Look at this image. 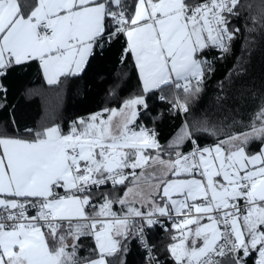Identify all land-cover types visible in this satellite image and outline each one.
<instances>
[{
  "label": "crops",
  "instance_id": "crops-1",
  "mask_svg": "<svg viewBox=\"0 0 264 264\" xmlns=\"http://www.w3.org/2000/svg\"><path fill=\"white\" fill-rule=\"evenodd\" d=\"M121 1L36 0L29 15L22 16L17 0H0V72L9 66L33 61L40 64L46 83L56 82L65 73H80L96 43L101 44L107 37L108 17L121 12L117 11ZM183 6V0L136 2L132 17L135 25L125 30V36L144 91L166 84L177 89L175 83L184 84L202 72L196 52L213 39L212 36L210 40L208 38L210 31L205 21L184 20ZM44 20L54 30L51 38L41 36L32 29L33 25ZM129 112L130 118L126 120L125 114ZM98 115L92 114L90 121L80 128V158H68L63 142L67 133H61L56 126L44 129L43 136L37 139L1 138L0 205L12 202L15 197H48L46 209L68 220L134 212L180 213L188 209L204 213L208 210L202 198L206 188L218 207L225 206L233 198L264 199V154H258L254 160H246L239 190L220 195V185L211 186L214 198L204 172V180L197 176H176L171 159L142 150L135 151V159L130 161L140 163L136 167L130 166L129 172H123L115 179L131 180L120 199L121 206L105 203L104 208H94L89 215L87 196L52 195L100 177L103 160L98 154L111 148L102 142L123 141L149 148L155 146L154 139L145 131L131 129L134 111L130 104L113 111L106 119L98 120ZM246 137V134H239L228 139H236L241 144ZM99 147L104 149L98 150ZM263 147L264 143L260 148ZM89 164L92 169H89ZM81 165L84 167H79ZM205 170L209 178L214 176L207 168ZM244 179H249L251 183L247 189L241 186ZM210 218L193 215L183 217L178 225H170L168 230L152 228L150 235L157 230L164 237L160 250L162 260L166 264H186L187 261L196 262L205 257L220 239V230L204 222ZM232 228L239 258L245 264H256V253L250 256L254 250L264 246V203L254 213L239 212L232 220ZM96 235L97 241L92 240L97 255L75 264H108L107 257L119 249L121 255L124 251V259H127L130 251L127 252L128 248L122 250V246L124 239L130 235V224L120 220L106 221V227ZM70 241L50 252L45 230L31 223L20 224L0 234V264H61L64 260L70 261L68 246L74 244L76 238Z\"/></svg>",
  "mask_w": 264,
  "mask_h": 264
},
{
  "label": "trees",
  "instance_id": "trees-1",
  "mask_svg": "<svg viewBox=\"0 0 264 264\" xmlns=\"http://www.w3.org/2000/svg\"><path fill=\"white\" fill-rule=\"evenodd\" d=\"M194 1L183 0V3ZM136 2L121 1L117 11L123 12V21L114 24V15L108 17L107 37L101 44L96 43L80 73H65L56 82L46 83L40 64L33 61L6 67L3 75L0 72V139L6 136L37 139L50 126L66 134L73 124L81 139L80 128L90 121L92 114H99L98 120L106 119L113 111L130 104L134 111L131 129L145 131L154 139L155 146L125 147L127 161L134 160V152L142 150L173 161L174 154L189 147V135L195 136L202 146L246 134L241 143L244 150L251 154L260 149L264 141V0H232L225 16L231 32L229 45L219 55L212 37V41L196 52L202 64L197 83L188 90L166 84L150 91L143 90L125 36V30L135 25L132 17ZM17 3L20 14L28 16L36 0H17ZM175 94L186 106L184 117L176 106ZM125 118H130V112ZM130 169L129 165L120 166L113 173L123 174ZM108 174L102 169L99 176ZM115 179L89 192L72 194L87 196L89 215L94 208H104L105 203L120 207V199L131 180ZM43 230L50 252L76 238L68 246L70 261L61 264L80 263L97 255L91 236H72L68 223ZM150 236L161 264H166L160 253L163 234L154 230ZM124 248L130 251L126 260L124 251L121 255L119 249L107 257V263L144 264L131 224L130 235L123 241ZM219 264H236V260L227 255Z\"/></svg>",
  "mask_w": 264,
  "mask_h": 264
},
{
  "label": "built area",
  "instance_id": "built-area-1",
  "mask_svg": "<svg viewBox=\"0 0 264 264\" xmlns=\"http://www.w3.org/2000/svg\"><path fill=\"white\" fill-rule=\"evenodd\" d=\"M232 0H196L190 4L184 5L181 9L184 20L187 21H205L211 36L215 40V49L219 55H223L231 40V32L228 30L225 16L231 7ZM125 19L122 12L114 14L113 23L116 24ZM32 29L46 38H51L54 30L46 20L33 25ZM93 51H91V54ZM4 71L1 72V75ZM199 81V76H193L184 84L175 83V88L183 87L188 90L192 84ZM164 100L163 96H160ZM179 113L184 117L186 106L177 95L174 96ZM189 147L183 151L174 154L173 168L176 176H197L204 180V173L200 161L201 144L193 135H189ZM65 153L68 158H80L82 142L79 139V130L75 124L71 125L67 136L63 140ZM108 147H134L142 145L128 142H102ZM81 168L84 165L79 166ZM121 173H110L106 176L96 178L84 184H76L71 190H63L55 195H70L74 192L86 193L92 189H97L107 181H112ZM251 185L249 179L241 181L244 189ZM203 200L208 205V210L204 213L196 212L193 209L176 213L172 211L165 212H134L125 215H104V216H85L81 218H71L64 220L55 216L46 209L48 197H15L12 202H5L0 205V234L10 231L20 224H34L42 229H49L67 222L70 234L77 236H91L96 242L99 231L106 227V221L115 222L117 220L127 222L135 228L136 241L143 252L144 264H161V259L157 254L155 247L150 239V231L154 227L161 230H168L170 225H178L183 217L200 215L209 216L217 219L220 230V239L215 247L199 261H187L186 264H219L227 255H231L236 264H245L236 251L235 236L232 228V220L239 212L254 213L262 200H251L245 197L233 198L225 206H215L211 193L206 188L202 194ZM2 251L0 245V253ZM256 264H264V246L256 251Z\"/></svg>",
  "mask_w": 264,
  "mask_h": 264
},
{
  "label": "rangeland",
  "instance_id": "rangeland-1",
  "mask_svg": "<svg viewBox=\"0 0 264 264\" xmlns=\"http://www.w3.org/2000/svg\"><path fill=\"white\" fill-rule=\"evenodd\" d=\"M210 36L211 34L208 36L209 40L211 39ZM97 136L100 137L99 135ZM97 149L100 150L104 148L99 147ZM258 154H264V147L262 149L260 148L256 152L251 153L250 155L244 150L243 146L236 141V139H231V138L229 139L227 138L225 140L218 141L213 144L205 145L200 150L199 155L203 169L207 168L208 172L214 175L212 178H209L206 170L204 169L203 171L206 174L205 176L207 177L208 183H210L209 189L211 190L213 197L215 198L214 191L211 187L213 185H217V184L220 185L218 190V193L220 195L226 194V191L239 190L240 178L243 175L242 173L244 171V165L246 160H254L256 156H259ZM98 156L102 158L101 154H98ZM138 163H140V161L138 162L127 161V155H126V158L122 162L121 166L123 167L125 165H129L136 167ZM92 168H93L92 165L89 164V169ZM222 190L223 193L221 192ZM71 196H75V194H72ZM204 222L209 223V225L212 224L213 227L219 229V224L214 218H210L208 220H205Z\"/></svg>",
  "mask_w": 264,
  "mask_h": 264
},
{
  "label": "water",
  "instance_id": "water-1",
  "mask_svg": "<svg viewBox=\"0 0 264 264\" xmlns=\"http://www.w3.org/2000/svg\"><path fill=\"white\" fill-rule=\"evenodd\" d=\"M127 155L126 148L111 147L107 152L101 154L103 159V169L107 172H114L118 170L125 160Z\"/></svg>",
  "mask_w": 264,
  "mask_h": 264
},
{
  "label": "bare ground",
  "instance_id": "bare-ground-1",
  "mask_svg": "<svg viewBox=\"0 0 264 264\" xmlns=\"http://www.w3.org/2000/svg\"><path fill=\"white\" fill-rule=\"evenodd\" d=\"M187 81H188V80H186V82H187ZM186 82H185V83H186ZM183 89H184V88H183ZM146 180H147V179H146ZM143 187H144V186H143ZM147 192H148V191H147ZM249 199H250V198H249ZM126 201H127V200H126ZM70 236H71V235H70ZM67 243H68V242H67ZM57 252H58V251H57Z\"/></svg>",
  "mask_w": 264,
  "mask_h": 264
}]
</instances>
